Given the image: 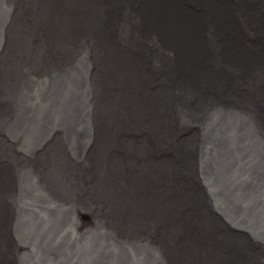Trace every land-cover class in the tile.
I'll use <instances>...</instances> for the list:
<instances>
[{"label": "water", "instance_id": "1", "mask_svg": "<svg viewBox=\"0 0 264 264\" xmlns=\"http://www.w3.org/2000/svg\"><path fill=\"white\" fill-rule=\"evenodd\" d=\"M258 3L0 0V50L10 54L0 61L6 78L0 80V135L5 139L0 138V160L17 170L16 176L22 174L19 185L32 196L35 211L47 216V230L39 225L32 236L41 264H99L90 239L100 242L108 234V216L153 198L150 184L141 179L146 168L139 174L133 154L128 158L133 149L146 150L149 163L164 161L172 168L163 157L155 159V152L168 155V148L176 158L191 155L211 214L205 222L264 237V101L256 95V84L245 85L252 72L245 61L264 58V5ZM9 40L17 45L8 48ZM117 68L129 70L138 103L128 99L125 105L127 90ZM33 91L37 98L26 103ZM126 109L135 124L129 133ZM14 133L19 140L10 145L6 140ZM6 152L15 155L8 158ZM113 158L123 163L116 175ZM177 172L182 183H193L185 170ZM167 194L168 199L180 195L169 185ZM69 195L88 201L76 208L77 201H71L70 207ZM187 195L168 209L178 231L192 223L187 213L194 199ZM13 203V233L25 240L27 223L19 201ZM159 210L150 224H155L152 240L171 227L169 211L163 205ZM68 218L81 234L71 247H63L53 236ZM77 219L84 228L76 229ZM92 226L102 235H94ZM183 234L153 256L158 261L167 253L176 257L173 250ZM148 240L141 245L153 251ZM125 245L141 247L137 240L121 249Z\"/></svg>", "mask_w": 264, "mask_h": 264}, {"label": "bare ground", "instance_id": "2", "mask_svg": "<svg viewBox=\"0 0 264 264\" xmlns=\"http://www.w3.org/2000/svg\"><path fill=\"white\" fill-rule=\"evenodd\" d=\"M259 2V6L264 5V0H259ZM242 40L243 42H247L246 38H242ZM7 43L8 48H13L17 45L16 43H14V41L10 42V40ZM254 49H258V47L254 46ZM9 57L10 54H7L5 50H0V61L8 60ZM245 63L252 68L251 76L249 75L247 77V82L245 83V85L250 86L252 84H256V86H254V88L256 89V95L258 99L262 100L263 102L264 58L261 62L262 64L259 63V61H253L252 64H249L246 61ZM2 66H4L5 68L7 67L6 63ZM118 69L119 68H117V70ZM3 73L4 72L0 70V80L2 81L6 79ZM116 77L122 82L125 89L127 90L125 105L128 99V103H133V101L138 103V97L140 95H135V92H133L132 90L133 80H131L129 70H118V72L116 73ZM15 80L18 81L19 78ZM256 82H258L259 84H257ZM34 89L39 90L36 87H34ZM35 93L36 91H33L29 94L30 96L26 94V103L36 96ZM5 97L7 98L6 95ZM36 98L37 97H35L34 99ZM140 99L143 100L144 98L140 97ZM142 104H147V101H142ZM146 107L148 108V110H152L153 113H156V111L153 110L150 105H146L145 108ZM123 112V116L127 118L125 122H127V124H130L126 129V133H129L130 130L133 131L131 125L135 126V124L134 122H132L131 115L128 116V113L130 111L126 109V111ZM156 126L159 127L160 125L156 124ZM128 135L129 134H126V136ZM3 136L4 135H0V138L5 140ZM12 138L14 139H11L9 141L6 140L10 145H13L19 140V138H16L15 133L13 134ZM45 142L47 144L51 143L50 140ZM57 144L59 145L61 144V142L58 141ZM136 144H138V142ZM145 145L146 144L144 143L143 146ZM147 151H149L148 148ZM165 151L168 153V155L159 153L158 157H163L165 160H168L169 162L174 164L173 168L170 167L169 163L164 161L157 162L153 159V161L149 163L147 160V155L145 153L146 150L144 149L141 152H138L134 149L132 150L131 155L128 158H131L133 154V158L136 162V165L138 166L137 170L139 174H142L143 170H145L146 168L141 176V179L143 178L144 181H147L150 184V195H152L153 198L149 200H145L144 198L140 199L138 200L139 202L133 205V207L127 206L125 208L126 210L124 209L123 211H118L116 213L113 212L111 216H108L109 218H111V222L108 223L106 227L109 230L108 234H105L104 232L101 239L102 241L100 242L95 240L94 237L90 239L91 244L94 245L93 250H95L93 259H95L99 264H110V261L114 263L115 260L117 262L116 264H136V262L141 264H264V237L261 236L258 232H254L252 230L250 231L240 229V231L232 233L226 227H215L214 225L205 222L206 217H210L211 214L208 212V210H206V204L204 205L203 203L205 201L203 197L204 193L198 186L199 182L197 181L196 173L194 174V172L192 171V165L194 163L193 161H190L191 155L179 154L180 158H176L174 152H172L174 153L173 156L168 152L170 151V149L167 148L165 149ZM5 155L8 158H13L15 154L13 155L11 152H6ZM65 162H68V160H63L61 163L63 164ZM110 162L112 166L114 165V168H112V170L116 175L115 169L120 168L121 165H123L122 158L118 160L117 158H113L112 161L110 160ZM4 163L5 162H2L0 160V169L5 170L6 172H3V178H0V264H23V261L25 264H41L42 260L38 261L37 255L33 252V240L29 239V237L26 240H17V237L13 233V226L15 223L17 224V212L13 207V200L15 199L16 203L19 201L18 209L21 213V218L24 217L25 213H33L35 215V217L28 216V218H25L27 223L26 230H28L29 227L32 226V223L34 225L36 223V220L43 223L42 229L44 231L47 230V228H44L47 225V216L35 211L32 206L33 202H35L33 201L32 196L29 194L26 195V192L23 191L22 187L19 185V176L21 178L22 174L16 176L17 170H10L8 166H6V164L4 165ZM21 166L22 164H19V168ZM163 166H165L166 170ZM179 168L182 171L185 170L192 176L190 182L193 183L187 185V183H182L177 179V171ZM62 171L67 173V169L63 170L62 168ZM202 182L205 184L208 183V181L205 179H203ZM168 185L174 191L176 189L180 193V195L178 197L174 196L168 199ZM187 193L188 195H190V198L194 199V203L190 200V203L193 204V207L191 208L189 213H187L188 218H190L192 223H187L185 227L181 229V231H178V225L177 228H175L172 220V218L174 217V212L168 209L170 208V206L175 207L176 202L177 204H182V198L185 197ZM16 196L18 197V201H16ZM7 197L10 198L9 202L7 201ZM69 197L70 199H72L70 200V204L68 205L70 207L71 203L74 204L73 202L76 201L77 202L74 204L75 208L78 207L76 204L80 205V203H82L84 207V205H86V202L88 201L87 198H81V196L75 197L74 199L71 198L70 195ZM23 205L25 207H23ZM162 205L166 207L167 211H169L167 215H169L171 219V227L166 230L165 235L163 233L162 237H160V234H156L158 237L155 235L152 240L149 235L151 234L150 230L155 227V224L153 226H150V224L154 222L155 219L160 217L158 216L160 214L159 206ZM93 217H97L95 212L93 213ZM68 220L69 221L67 223H61L59 229L53 236L55 242L59 244L63 243V247H71L73 242L72 239L74 240L75 238H77L72 232L73 228L71 224V218H68ZM93 226L90 230L94 229ZM81 227L84 228L85 223L76 225V229H81ZM101 230L102 229L99 227L98 231L95 230L96 232L94 233V235L101 234ZM182 232L186 234H183L184 237L179 236V246L178 244H176L175 249L173 250L177 254V256L171 257L172 255L167 253L164 254V259L160 257L161 259L160 261H158V259L153 255H157V252L167 247V245L170 246L172 241L177 240L179 233L182 234ZM77 233L78 235L81 234L79 232ZM48 235L49 232L46 233V236ZM135 240H137V242L141 246L139 249L136 246L133 247V245H128ZM146 240L152 243L151 246L153 248V251H148L146 247L141 245H146ZM124 242L128 245H125V250L121 249V246ZM19 256L21 258L20 260L18 259ZM81 260L82 262H87L88 259L83 256Z\"/></svg>", "mask_w": 264, "mask_h": 264}, {"label": "rangeland", "instance_id": "3", "mask_svg": "<svg viewBox=\"0 0 264 264\" xmlns=\"http://www.w3.org/2000/svg\"><path fill=\"white\" fill-rule=\"evenodd\" d=\"M169 152V151H168ZM156 153V157H155V159H159V157H158V154H159V152H155ZM171 155L173 156L174 155V153H171ZM27 194H29V193H27ZM30 195V194H29ZM201 202V201H200ZM199 202V203H200ZM28 216L30 217V216H34L35 217V215L33 214V213H25V215H24V217H22V218H28ZM78 220V219H77ZM36 223L33 225V223H32V226L31 227H29V229L28 230H26V233H27V239H28V237H29V239H31L32 240V236H34V234H35V229L37 228V226H39V225H41V229L43 228V223L42 222H38L37 220L35 221ZM78 223L77 224H80V223H83V220L81 219V220H78L77 221ZM73 228V227H72ZM32 230V231H31ZM230 230V229H229ZM231 231V230H230ZM72 232H73V234L75 235V236H77L78 235V233H77V231L76 230H72ZM232 233H234V232H232ZM18 240H20L19 238H18ZM26 240V239H25ZM72 244H73V242H72ZM18 259L20 260L21 258H20V256L18 257ZM46 263V262H45ZM23 264H25L24 263V261H23ZM39 264V263H38ZM47 264V263H46Z\"/></svg>", "mask_w": 264, "mask_h": 264}]
</instances>
